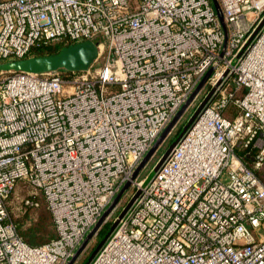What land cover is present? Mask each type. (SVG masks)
<instances>
[{"label": "built area", "instance_id": "built-area-1", "mask_svg": "<svg viewBox=\"0 0 264 264\" xmlns=\"http://www.w3.org/2000/svg\"><path fill=\"white\" fill-rule=\"evenodd\" d=\"M216 1L0 0V63L98 48L80 72H0V264H68L109 220L87 264L113 242L129 264H264V0ZM37 191L58 237L32 246L10 202Z\"/></svg>", "mask_w": 264, "mask_h": 264}, {"label": "water", "instance_id": "water-1", "mask_svg": "<svg viewBox=\"0 0 264 264\" xmlns=\"http://www.w3.org/2000/svg\"><path fill=\"white\" fill-rule=\"evenodd\" d=\"M215 6L217 9H219L218 3L216 0H214ZM98 55V48L97 45L91 41L86 40L82 42L72 43L69 44L62 49H60L56 53L47 54V55H34L30 57L25 58H17L5 62L0 63V72H44V71H50V70H56V69H65L68 71H84L87 68L91 66V64L95 61ZM210 72L206 75L205 79L209 76ZM185 107L181 109V111L178 113V115L175 117L174 121L165 129V131L162 133L160 140L164 138V136L168 133L169 129L172 127L174 122L179 118L181 113L183 112ZM199 110L195 112V114L191 117L189 122L185 125L182 132L186 130V128L189 126V124L192 122L196 114ZM180 136H178L168 147L166 152L164 153L163 157L172 149V147L177 143ZM160 140L155 144V146L147 153L141 164L138 166L135 175L145 166L147 161L150 159L152 154L155 152L158 143ZM162 161V160H161ZM160 161V162H161ZM160 164V163H159ZM158 167V166H157ZM156 167V168H157ZM154 169V171L156 170ZM129 184H127L125 188H127ZM123 189V190H124ZM123 190L117 195V197L114 200V203L118 201L120 198ZM102 220V219H101ZM114 226V225H113ZM112 226V227H113ZM111 227V228H112ZM97 228V227H96ZM96 229H94L86 238L83 246L86 244V242L92 237L93 233ZM109 233V232H108ZM108 233L103 237V239L100 241L98 246L94 249L92 254L90 255L88 261L97 253L103 242L105 241L106 237L108 236ZM83 246L81 248H83ZM81 248L77 251L76 255L71 259V261L68 264H72L75 259L77 258ZM88 261L85 263L87 264Z\"/></svg>", "mask_w": 264, "mask_h": 264}, {"label": "rangeland", "instance_id": "rangeland-1", "mask_svg": "<svg viewBox=\"0 0 264 264\" xmlns=\"http://www.w3.org/2000/svg\"><path fill=\"white\" fill-rule=\"evenodd\" d=\"M95 40L97 42L101 41L102 40V36L101 35L96 36ZM101 63H102V58H100L98 61H96L97 65H100ZM184 125H185V121L184 120H181V122H178L177 126H176V130H175L176 133L179 131V129H182L184 127ZM176 133H173L167 139L166 138L162 139V140L158 139V141L160 140V142L157 145V148H156V150H155V152L153 154V157H151L149 159V161H148L149 163L145 167H143V169L140 171V176L141 177H144V176L148 175L151 172L153 164L158 160V158L163 154V152L166 151V149L169 147V145L171 144V142H169V140L173 139V137H174V135H176ZM17 192L19 193V196L22 197V195L31 194L32 189H31V187H30V189L29 188H23L21 183H20V185H18V187H17ZM37 194H38V197H39V201L42 202V204L37 209L31 210V213H30L29 217H27V219H25L24 227H28L33 221H35L38 218L42 207H45L47 210L49 209L48 205H47V201H46L44 195L42 194V192L37 191ZM122 198H123V196H122ZM14 201H15L14 204H12L10 202V204H11L10 205L11 216L14 219V221H15V218L18 219V217L23 219L24 216H25L24 208L23 209L17 208L18 207V204H16L17 200H14ZM112 223H113V221L109 220L108 223L106 224V226H104L103 230L97 236L94 235L92 237V239L90 240V244H88L85 247V249L81 251V254L77 258V260L74 262V264H85L88 261L90 255L92 254L94 249L98 246L100 241L107 234V232L110 229Z\"/></svg>", "mask_w": 264, "mask_h": 264}, {"label": "trees", "instance_id": "trees-1", "mask_svg": "<svg viewBox=\"0 0 264 264\" xmlns=\"http://www.w3.org/2000/svg\"><path fill=\"white\" fill-rule=\"evenodd\" d=\"M69 44L66 43H50L42 47H38L33 51L34 55H47L58 52L63 47ZM181 129L174 135L173 139H170L169 142H173L175 138L180 133ZM20 185V183L18 184ZM17 185V187H18ZM16 187V192H17ZM42 202H40L41 206ZM38 206V207H39ZM38 207H24L25 216L23 219L15 218V223L17 225L18 231L22 238L32 246H40L45 243L50 242L51 240L58 237V233L55 227L53 216L51 211L47 210L45 207H42L38 218L33 221L28 227H24L25 219L29 217L31 210H35Z\"/></svg>", "mask_w": 264, "mask_h": 264}, {"label": "bare ground", "instance_id": "bare-ground-1", "mask_svg": "<svg viewBox=\"0 0 264 264\" xmlns=\"http://www.w3.org/2000/svg\"><path fill=\"white\" fill-rule=\"evenodd\" d=\"M111 243L103 253H100L95 264H129L128 260L116 254V246Z\"/></svg>", "mask_w": 264, "mask_h": 264}]
</instances>
